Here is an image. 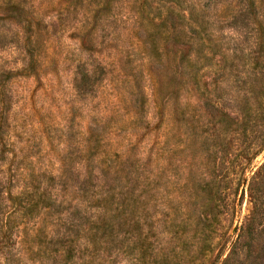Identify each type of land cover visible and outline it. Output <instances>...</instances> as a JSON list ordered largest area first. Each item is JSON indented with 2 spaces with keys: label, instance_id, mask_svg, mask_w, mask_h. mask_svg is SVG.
<instances>
[{
  "label": "rangeland",
  "instance_id": "1",
  "mask_svg": "<svg viewBox=\"0 0 264 264\" xmlns=\"http://www.w3.org/2000/svg\"><path fill=\"white\" fill-rule=\"evenodd\" d=\"M0 264H264V0H0Z\"/></svg>",
  "mask_w": 264,
  "mask_h": 264
}]
</instances>
